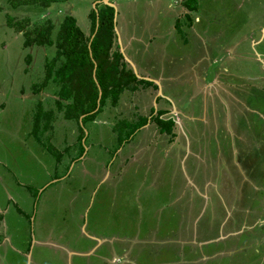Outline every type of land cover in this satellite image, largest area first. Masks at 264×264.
I'll return each instance as SVG.
<instances>
[{"label":"crops","instance_id":"1","mask_svg":"<svg viewBox=\"0 0 264 264\" xmlns=\"http://www.w3.org/2000/svg\"><path fill=\"white\" fill-rule=\"evenodd\" d=\"M67 1L62 7L58 6L61 9L53 4H51L50 9L66 10ZM202 1L204 0H199L198 6L201 7ZM241 1L209 0L210 4L206 7L205 13L213 14L214 16L215 14L220 16L223 13H227L225 17L227 18V26L224 30L228 33V19L233 14L230 6L232 8L244 7L246 4L241 3ZM70 2L71 4L81 3L83 5L81 8L76 9L77 12L82 8L86 9L89 3L96 2V0H70ZM111 2L116 4V16H114L116 25L115 44L123 54L128 68H131L134 73L136 71V77L144 80L145 83L135 85L133 89H125L116 105H112L111 101L107 100V103L96 118L87 122L84 128L85 138L83 144H85V154L91 151V155L88 156L84 152L72 150L73 152L70 154L72 159L69 166L75 159L78 160V158L83 159L85 157L93 161L92 165L100 164L101 161L98 160L100 152L97 151L100 145L103 143L105 145H116V142H118L120 148L117 152L121 154V158L117 159L116 157L119 155L117 154L111 164L106 163L99 181L104 186L107 195L110 198H116L122 194V191L125 194L127 190L128 196L132 194L131 197L137 199V209L141 215L140 201L142 197L144 199L147 187L153 188V190H162L163 188L165 197L162 209L166 212L165 217L169 215L171 222H165L162 225L158 213L162 215L165 212H158L153 219L148 221H145L142 215L138 216L134 227L136 235L122 234V231H112L110 235L104 233L95 234V232L93 235H88L89 238H95V244L85 249V251L81 248L82 246H73L74 244L69 239L57 238L53 231L47 235L39 233L37 236L32 235L37 247L42 246V251H37L41 252V259L35 258L37 253L34 251L35 245L32 248H24V246H29L31 242L19 243L15 235L10 233L9 201L14 199L15 194L10 193L8 190L7 181H9L11 175L10 167L7 162L2 164V154L0 153V174L5 178V181L2 178L0 180V264H11L8 257L10 250H19L21 252L20 255H26L25 249L27 248L28 250L29 248L32 249L27 255L31 263L33 259L36 262H40V260H43L42 254L49 252L52 253V258H57L64 254L69 264H74L72 263L74 256H85L88 259L94 255L97 260L95 264H108V257L115 250L119 254L126 255L128 260L123 264H139L132 257V251L134 250L135 254L136 249L145 248L151 249L155 255L153 264H168L169 260L166 257L171 252L169 247L173 246V244L165 243L167 245L165 246L159 244V242L163 241L156 243L154 240H149L151 235L154 238L166 236L172 239L175 237L173 233L179 235L181 232V234L187 232L186 229H192L191 231L199 229V235L206 237L209 232L204 231L203 227L209 221L203 222L201 216L203 212H206L204 217L209 216L210 212L208 211H210V208L207 205V201L208 203L212 201L214 194L219 197L220 202H222L220 205L224 208L226 214L232 215L233 210L230 211L232 208H228L226 203L223 202L224 192H228L229 189L225 186V183H231L228 177L225 179L222 177V169L225 164L221 166L212 160L214 156H217L218 152L225 154L223 158L226 161L229 162L231 160L228 168L229 170H236L235 176H237V181L241 185H251L255 188H257L256 184H259V187L264 185V156L260 159L258 153L256 155L251 151H247V149L238 148L240 144L233 142L235 140L234 131H241L237 128V124H240V114L244 112V109L247 112L243 114H249L254 107L246 102L243 93L240 99L234 98L231 94H225L227 97L220 95L222 91L227 93V88L234 89V86L236 87L237 85L234 83L242 82V79L244 81L246 79L247 82L243 84L247 86L240 83L237 85L239 86L237 88L239 91H243V88H248L250 91V86L255 88L262 87L261 85L264 83L259 82L262 73L260 74L258 71L259 66L262 64L256 61L258 69L253 72L255 74L253 77L248 78L245 73H242L241 67L233 64V59L239 53L238 44L232 41V36H226L227 33L224 32L223 37L217 40L211 37L208 28L207 30L204 29V31H198L196 22L200 20L199 18L203 19L202 10L198 9L197 12H191L194 16L192 15L193 19L188 21L185 19V15L189 11L184 7L181 0H111ZM255 4L261 5L260 10L262 12L264 0H256ZM95 7L96 5L93 6V8ZM74 10H70L68 13H73L74 17L77 18L75 16L77 13ZM252 10L258 15L257 17H263V14L259 15L256 11V6L252 7ZM246 11L250 13L249 8ZM83 15L84 13L81 12L79 18L82 19ZM203 20L210 24L208 19ZM184 23L186 25L190 24V27H187ZM248 23H250L249 20ZM185 28H188L189 33L185 32ZM254 29L251 30H253V33L255 32L258 42L253 41L254 47L252 51L263 57L264 51L262 49V51L259 50L258 47L256 48L255 44L259 43L262 45L264 43V17L257 22ZM89 32L88 30L87 35H89ZM242 37L247 38L248 36L244 35ZM233 39L236 38L233 37ZM225 48H232L234 54L231 53V55H235V57H232V60L228 58V62L222 63L221 72H224L225 76L217 81L211 77L217 71L216 64L219 63V60L216 58L218 55L222 57L225 54L223 52ZM24 68H22L23 74ZM211 71L213 72L211 73ZM13 74V72H8L6 77H0V101L3 94L4 96L6 94L16 95V87L12 88L11 92L9 91L11 87L8 88L10 84L12 86L17 84ZM56 91H58V87L53 94L49 93L54 98V107H48L47 104H43L44 110H52L54 112L51 127L43 133V136L47 138L51 136L49 140H52L55 145H57V141H61L63 145H66L67 137L65 131L69 129L67 132L69 133L70 142L79 144L81 141L79 138V126L74 120H68L64 118L63 113L58 112ZM31 100L36 103L33 111H28L24 107L26 114H20L19 116L22 120L15 124L16 131L14 132L18 136V130L23 128L25 122L28 123V127L23 132L28 135V138L30 135L33 136V119L40 99L37 100L31 96ZM0 107L3 112L4 106ZM256 107L260 110L264 109L258 105ZM262 115L264 118V114ZM254 122L255 124H252L251 127L260 131L264 120L260 122L256 119ZM71 125L74 126L71 127ZM134 127H136L135 130L138 132L135 135L132 134L130 136L132 138L129 139L128 134L133 131ZM221 133L224 139L217 143L219 141L216 139V135L218 136ZM226 133H228V136H226ZM119 136L125 139L124 144L121 143V140L115 139L116 137L119 139ZM138 137L141 138L137 140L139 141L136 146L137 151L149 150L142 152L145 158L140 160L136 155L132 156L130 154L131 151L126 148V145L133 146V141ZM89 140L91 144L86 148V142ZM152 141H154V144ZM24 142H26V138ZM248 148L254 147L249 145ZM258 150L264 155L263 148H258ZM160 153H162V156H160ZM156 154L159 155L157 159H155ZM126 157L130 158L126 159ZM61 165L62 163L56 166L61 167ZM120 170L126 171L123 176H118ZM214 174H216V177H214ZM158 181L160 182V188L152 187V183H157ZM3 184L6 188L5 191L2 189ZM20 184L25 187L23 182ZM67 186L71 189L70 179L67 181ZM130 186H132V192L128 189ZM242 189L236 192L237 196L235 198L238 201H241V195L245 191ZM230 199H233V197ZM203 202H205L204 207ZM240 205L239 207L242 210L232 218L234 223L239 225L238 231L235 230L233 233H241L245 228L250 227L246 223L248 220L241 218L243 213H248L247 206H244L241 202ZM92 207L95 208L94 201ZM89 208H91V205ZM86 215L89 217V214L86 213ZM83 216L85 217V213H83ZM256 222L263 225L264 219ZM194 225L199 226V228L193 229ZM154 231L155 234L151 233ZM109 240H113L114 244L109 246ZM260 240L258 238L252 239V241L257 242L256 245L260 244ZM13 241H16L17 245H14ZM210 241L214 242L215 240ZM226 242L228 240L224 243ZM181 243L185 245H180V247L182 246L180 250L185 255L194 256L196 254L195 252L189 253V248L186 246L189 243L185 244V241ZM104 244H107L110 248V252H107L109 256L101 253L106 251L99 250ZM75 247L80 249L76 250L74 249ZM156 247L157 250L154 251L153 248ZM162 248L165 249L164 252L160 251ZM120 257L116 258L118 262H121ZM210 259L212 260V258ZM117 261H115V264H118Z\"/></svg>","mask_w":264,"mask_h":264},{"label":"rangeland","instance_id":"2","mask_svg":"<svg viewBox=\"0 0 264 264\" xmlns=\"http://www.w3.org/2000/svg\"><path fill=\"white\" fill-rule=\"evenodd\" d=\"M96 2L89 3V6H87L86 9L82 8L76 12V9L81 8L83 5L81 3L75 4L74 2V4H71L70 0L67 1L66 10H60L61 8L58 7L65 5V1L52 2L51 4L60 8L55 10L54 8L50 9L52 6L51 4L48 7L42 8V5L39 3L21 4L14 8L11 5L10 0H0V77H6L8 72H13L15 82L17 83L14 86L11 84L8 85V88L11 87L9 90L10 92L12 91V88L16 87V95L6 94L4 96L3 94L1 96L2 100L0 101V106L3 105L5 108L3 112L0 110V143L2 144H0V153L2 154L1 162L2 164L3 162H7L10 167L11 175L9 181H7L8 190L10 193L15 194L14 199H10L9 201L10 233L15 235V238L19 243H26L27 241L29 243L31 242L29 246H24V248H32V246L35 245V252L42 251V246L37 247V243H35L32 235L37 236L39 233L47 235L53 231L57 238L69 239L70 242L74 244L73 246H82L81 248L85 251V249H88L95 244L96 241L94 237L89 238L88 235H93L95 232V234L104 233L110 235L112 231H122V234L127 233L130 235H136L134 227L138 216L142 215L145 221H148L153 219L158 212H165V210L162 209L165 197L163 188L162 190H153V188L147 187L148 189L145 191L144 199L142 197L140 201L141 215L137 209V199L132 198V194L128 196L127 190L125 194L124 191H122V194L116 198H110L107 195L104 186L99 181L101 179V174L104 172L106 163L111 164L114 161L115 156L119 154L117 152L120 148L118 142H116V145H105L104 143L100 145L97 149V151L100 152V157L98 158V160L101 161L100 164L92 165L93 161L85 157L83 159H75L69 166L70 160L72 159V156H70L73 152L72 150H78L79 152H84V154L86 152L85 144H83L84 138L81 139L79 144L76 142L71 143L69 133L67 132L69 131L68 129L65 131L67 137L66 145H63L61 141H57V145L53 143V145L59 150L67 148L66 152H61L64 156L66 155L62 161L61 167H56L55 155L50 154V152L48 153L43 146L48 139L47 137L42 134L41 141L36 138L34 139L31 135L28 138V135L23 132L26 131L28 127V123L26 122L23 124V128L18 130L19 136L14 132L16 131L15 124L22 120L19 115L26 114L24 107L28 109V111H33L34 109L36 103L32 102L31 96L37 100L41 99L42 103L47 104L48 107H54V98L52 95L50 96V94H53L57 87L59 88V84L55 83L53 79H50L48 85L43 91H41V94H35L33 84H40L44 80L47 62H50L54 57L56 47L54 45H33L27 48L23 47L25 42L24 32L19 29L18 25H24L27 30L32 31L35 27V23H44L46 25L48 20H52L56 25V28H54L55 31H52L53 34L51 36L54 39L56 38L60 22H62L67 14L73 15V13L68 12L75 9L74 11L77 13L75 16H77L78 19L77 23H79L78 25H80L87 34L88 30L90 31L91 28L88 20L91 14V9L96 4L97 6L103 4L102 0H96ZM241 3L246 5L239 8H232L230 6V9H232V11H230L233 14L231 13L232 15H230L228 19V33L224 30L227 26V18H225L227 13H223L220 16L218 14H215L214 16L213 14L205 13L206 7L210 4L209 0L202 1L201 7L198 6V9L202 10L203 19H208L210 21V24H208L204 22L203 19L199 18L200 20L196 22L198 31H204V29L207 30L208 28L211 37L217 40L222 38L223 33L226 32V36H232V41L238 44L239 55L237 57L231 55V53L234 54L232 48H225L223 51L225 54L222 57L218 55L216 58L219 60V63L216 64L217 71L215 74L213 73L214 76L211 78H214L217 81L225 76L224 72H221V69L223 64L228 62L227 59L229 58V60H232V57H235L233 59V64L241 67L242 73H245L248 78L253 77L255 75L253 72L258 69L256 61H259L262 64L259 66V73L264 74V56H258L257 53L255 54L252 51V48L254 47L253 41L255 40L258 42L253 30H255L254 28L257 22L263 19L264 9L261 12V5H256V0H242ZM254 6H256V11L259 15L263 14V17H257L258 15L252 12V7ZM247 8H249L250 13H247ZM81 12L84 13L82 19L79 18ZM65 13L67 14L65 15ZM190 15L194 16V14ZM8 17H12L14 22L20 23L16 24V26H12L13 22L10 24V22H8ZM185 19H187L186 16ZM248 20L250 23H248ZM186 26L190 27V24H187ZM185 32L189 33L188 28H185ZM244 35L248 37H242ZM233 37L236 39H233ZM255 47L264 51V43L262 45L257 43L255 44ZM28 55L31 56L30 62H27ZM60 60H62V58L59 59V61ZM22 68H24V74L22 73ZM212 72L213 71H211V73ZM262 74L259 80L260 83H264V75ZM234 79H236V77H234ZM241 81L242 82H235L234 84L239 85L241 83V85H245L243 83L247 82L246 79L245 81L243 79ZM237 85L236 87L234 86V89L227 88V93H225V91L220 92V95L231 94L234 98L240 99L243 93L246 102L254 108L249 114H240V124H237L235 120L237 128L241 131H234L235 140H233V142L240 144L238 148L241 147V149H247V151H251L256 155L258 153V157L262 159V156L264 155L263 153L258 152V148H262L263 144L264 123L263 127L261 126L260 131H257V129L254 130L251 125L255 124L254 121L256 119L260 122H263L264 120L262 115L264 114V109L260 110L256 107L258 105L264 108V84L261 85L262 87L257 88L250 86V91L248 88H243V91H239L237 90V88H239ZM55 95H57V91ZM225 97H227V95H225ZM238 104L240 103L238 102ZM240 106L242 105L240 104ZM237 108L239 107L237 106ZM246 112L247 111L244 109L243 113ZM21 116L24 118L23 115ZM75 123L77 122L75 121ZM66 125L70 126L69 124ZM85 125H87V123ZM73 126L74 125H71V127ZM135 129L136 127L133 129V131H135L133 133L134 135L138 132ZM222 135V133L218 136L216 135V139L219 141L217 143H220L224 139V136ZM16 136L17 138H15ZM226 136H228V133H226ZM25 138L26 142H24ZM140 138L141 137L135 138L133 146L126 145V148L131 151L130 154H132V156L136 155L139 160L145 158L143 155L144 153L142 152L149 151H137L136 146L139 142L137 140ZM115 139L118 141L124 140L122 136L120 139L117 137ZM50 141L51 143L53 142L52 140ZM152 142L154 144V141ZM90 144V140L87 141L86 148ZM48 145L49 144L46 146ZM249 145L254 148H248ZM85 155L90 156L91 151ZM224 155L223 152H218L217 156H214L212 160L221 166L225 164L222 169V177L224 179L228 177L231 183H225V186L229 189L228 192H224L223 202L226 203L228 208H232L230 210H233L232 215L230 216L229 214H226V211L220 205L222 202H220L219 197L214 194L212 201L209 203L207 201V205L210 208V211H208L210 212L209 216L204 217L206 212H203L201 216L203 222L207 220L209 221V223L203 227L204 231L209 232L206 237L199 235V229L195 231H191L192 229H186L187 232L183 234H181V232L179 235L173 233V236L175 237L172 239L167 238L166 236L162 238L157 236L154 238L153 235H151L149 240H154L156 243L158 241H163L159 242V244L165 246H167L165 243L173 244V246L169 247L171 252H169L166 257L169 260L168 264H264V222L263 225L256 222L257 220L262 221V219H264V185H260L259 187V184H256L255 186L257 188L251 185H241V183L237 181V176H235L236 170H229L228 168L231 160L229 162L226 161V159L223 158ZM157 156L159 155L156 154L155 159H157ZM160 156H162V153H160ZM116 158L120 159L121 154ZM129 158L130 157H126V159ZM131 170L133 171L132 168ZM125 172L120 170L118 176H123ZM214 177H216V174H214ZM1 178L5 181L2 174H0V180ZM68 179H70L71 189L67 186ZM21 182L24 183L25 187H22L20 184ZM152 187L160 188V182L152 183ZM241 188L245 191L241 195V201H238L235 198L237 196L236 192H239ZM2 189L4 191L6 190L4 184L2 185ZM128 189L132 192V186ZM231 197H233V199H230ZM93 201L95 203V208L92 207ZM240 202L241 204H244V206H247L248 213H243L241 218L248 220L246 223L250 227L245 228L241 233H233L235 230L238 231L237 229L239 225L235 224L231 219L235 217L236 213L242 210L239 207L241 206ZM204 204L205 202H203V207ZM90 205L91 208H89ZM94 209L96 210L94 211ZM83 213H85V217L83 216ZM86 213L89 214V217ZM90 214L92 215L90 216ZM162 215H159L158 213L162 225L165 222H171L169 215L165 217L166 212ZM194 228H199V226L194 225L193 229ZM151 233L155 234V231ZM238 233L240 234L238 235ZM253 238L261 239L260 244L256 245L257 242L252 241ZM210 240L215 241L211 242ZM226 240H228V242L224 243ZM182 241H185V244L189 243L186 244V246L189 248V253H196L194 256L185 255V253L180 250L182 247H180V245L185 246L184 243H181ZM15 243L16 241H13V244L17 245V243ZM113 244L114 241L109 240V246ZM211 245H213L212 248H210ZM109 246L104 244L100 247V251H106L101 252L103 255L110 252ZM30 248L29 250L28 248L25 249L26 255H20L21 252L19 250H10L8 253L9 262L11 264L31 263L27 256L32 251ZM74 249L78 250L80 248L75 247ZM153 249L155 251L157 250V247ZM46 251H48V249H46ZM160 251L164 252L165 249L162 248ZM132 252V257L137 263L153 264L152 262L155 255L152 253L151 249L138 248L136 249L135 254L134 250ZM44 253L45 254H42L43 260L36 262L35 259H33L31 264H69L67 257L64 254L60 257L52 258V253ZM119 256H121V262L117 261L118 264H123L125 261L127 262L128 259L126 255L119 254L114 250L113 254L108 257V264H115L116 258ZM40 257L41 252H37L35 258ZM95 261H97L95 255L88 259H86L85 256H74L72 263L95 264Z\"/></svg>","mask_w":264,"mask_h":264},{"label":"trees","instance_id":"3","mask_svg":"<svg viewBox=\"0 0 264 264\" xmlns=\"http://www.w3.org/2000/svg\"><path fill=\"white\" fill-rule=\"evenodd\" d=\"M63 1L67 0H10V3L14 8L21 4L35 3H39L43 8L48 7L52 2ZM181 1L189 11L185 16L191 21L193 17L190 14L198 10L199 0ZM114 16L115 11L111 6L101 4L97 8H92L91 28L87 35L77 24L76 17L66 15L60 22L54 39L51 36L56 25L52 20H48L46 25L35 23L32 31L27 30L24 25H18L24 32L23 47L33 45L56 47L54 57L47 62L44 80L40 84L34 83L33 88L35 94H41L50 79L59 84L56 107L58 112L63 113L64 118L78 123L80 140L85 138V124L96 118L108 99L112 105H116L125 89H133L135 85L145 83L144 80L136 77L131 68H128L123 54L115 44ZM13 20L12 17H8V22L10 24L13 22L12 26L20 23ZM61 58L62 60L59 61ZM30 61L31 56L28 55L27 62ZM53 119L54 112L44 110L40 99L33 119V137L41 141V135L50 129ZM134 132L130 131L128 138ZM50 137L43 146L47 152L55 155L56 165L59 166L66 156L61 152H66L67 148L57 149L49 140ZM124 140H121V143ZM47 144L49 145L46 146Z\"/></svg>","mask_w":264,"mask_h":264},{"label":"water","instance_id":"4","mask_svg":"<svg viewBox=\"0 0 264 264\" xmlns=\"http://www.w3.org/2000/svg\"><path fill=\"white\" fill-rule=\"evenodd\" d=\"M102 3L115 8V16H116V4L115 3H112L111 0H102ZM135 73H136V71H135Z\"/></svg>","mask_w":264,"mask_h":264},{"label":"flooded vegetation","instance_id":"5","mask_svg":"<svg viewBox=\"0 0 264 264\" xmlns=\"http://www.w3.org/2000/svg\"><path fill=\"white\" fill-rule=\"evenodd\" d=\"M243 114V113H242ZM262 148L264 149V141H263V144H262ZM231 220H233V219H231Z\"/></svg>","mask_w":264,"mask_h":264},{"label":"bare ground","instance_id":"6","mask_svg":"<svg viewBox=\"0 0 264 264\" xmlns=\"http://www.w3.org/2000/svg\"><path fill=\"white\" fill-rule=\"evenodd\" d=\"M95 8H97V4H96V7Z\"/></svg>","mask_w":264,"mask_h":264},{"label":"clouds","instance_id":"7","mask_svg":"<svg viewBox=\"0 0 264 264\" xmlns=\"http://www.w3.org/2000/svg\"><path fill=\"white\" fill-rule=\"evenodd\" d=\"M117 261V260H116Z\"/></svg>","mask_w":264,"mask_h":264}]
</instances>
